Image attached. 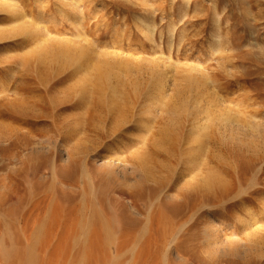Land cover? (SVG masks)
<instances>
[{
	"label": "rangeland",
	"instance_id": "obj_1",
	"mask_svg": "<svg viewBox=\"0 0 264 264\" xmlns=\"http://www.w3.org/2000/svg\"><path fill=\"white\" fill-rule=\"evenodd\" d=\"M0 264H264V0H0Z\"/></svg>",
	"mask_w": 264,
	"mask_h": 264
},
{
	"label": "bare ground",
	"instance_id": "obj_2",
	"mask_svg": "<svg viewBox=\"0 0 264 264\" xmlns=\"http://www.w3.org/2000/svg\"><path fill=\"white\" fill-rule=\"evenodd\" d=\"M25 34H26V32H25ZM17 36L18 35H16V34H8V35L5 34L4 37H1V39L9 40V39L17 37ZM52 54H55L54 57L56 59V63H58V64L60 63L59 61H61V60L64 61L63 59L67 60V58L69 57V52L67 50L65 51L63 49H60V50L56 51L55 53H53V51L49 52L46 48L40 47L39 51L37 52V56L41 60L44 58V56H46V57L48 55L52 56ZM47 60H49V59H46L45 61H47ZM50 60H51V58H50ZM51 61H53V59ZM62 61H61V63H62ZM92 70L95 71L96 72L95 74L98 76V79L96 80L94 85H95L96 90H97V96L100 97V96H102V88L104 86V82H103V80L101 78L103 77V74H104L105 71H104L103 67H101L100 65L97 68L95 66H92ZM87 72H88V70H87ZM87 81H88V79H87ZM83 82H86V80L83 81ZM126 124H128V123H115V127L118 129L121 126H124ZM111 133H113V132H111ZM216 182H217V180H216ZM216 182L214 180H212L204 188L207 189V191H212L214 188H215L214 190H218V189H222L224 187L222 181H220L218 184H216ZM210 186L212 187V190H209L211 188Z\"/></svg>",
	"mask_w": 264,
	"mask_h": 264
}]
</instances>
